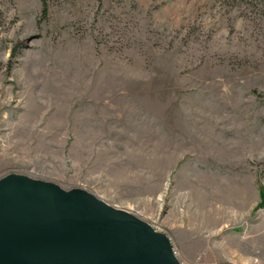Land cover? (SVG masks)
<instances>
[{"label":"rangeland","instance_id":"374dc122","mask_svg":"<svg viewBox=\"0 0 264 264\" xmlns=\"http://www.w3.org/2000/svg\"><path fill=\"white\" fill-rule=\"evenodd\" d=\"M10 176L129 214L179 264H264V0H0Z\"/></svg>","mask_w":264,"mask_h":264},{"label":"water","instance_id":"95a60500","mask_svg":"<svg viewBox=\"0 0 264 264\" xmlns=\"http://www.w3.org/2000/svg\"><path fill=\"white\" fill-rule=\"evenodd\" d=\"M0 264H179L165 237L88 194L0 181Z\"/></svg>","mask_w":264,"mask_h":264},{"label":"built area","instance_id":"2783aa9c","mask_svg":"<svg viewBox=\"0 0 264 264\" xmlns=\"http://www.w3.org/2000/svg\"><path fill=\"white\" fill-rule=\"evenodd\" d=\"M171 254H172V256H173L175 259L178 257V253H177V251L175 250L174 247L171 248Z\"/></svg>","mask_w":264,"mask_h":264},{"label":"trees","instance_id":"16d2710c","mask_svg":"<svg viewBox=\"0 0 264 264\" xmlns=\"http://www.w3.org/2000/svg\"><path fill=\"white\" fill-rule=\"evenodd\" d=\"M261 197H262V202H261V204H262L264 202L263 201V197H264L263 192L261 193Z\"/></svg>","mask_w":264,"mask_h":264}]
</instances>
